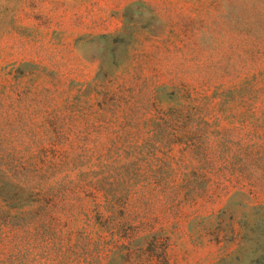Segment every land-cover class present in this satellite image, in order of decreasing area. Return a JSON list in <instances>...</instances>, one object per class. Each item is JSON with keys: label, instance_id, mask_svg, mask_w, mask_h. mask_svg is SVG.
I'll list each match as a JSON object with an SVG mask.
<instances>
[{"label": "rangeland", "instance_id": "obj_1", "mask_svg": "<svg viewBox=\"0 0 264 264\" xmlns=\"http://www.w3.org/2000/svg\"><path fill=\"white\" fill-rule=\"evenodd\" d=\"M153 255L264 264V0H0V264Z\"/></svg>", "mask_w": 264, "mask_h": 264}, {"label": "trees", "instance_id": "obj_2", "mask_svg": "<svg viewBox=\"0 0 264 264\" xmlns=\"http://www.w3.org/2000/svg\"><path fill=\"white\" fill-rule=\"evenodd\" d=\"M22 211H23L22 214H32L33 213L36 215V213H37L36 211H34L32 209H27V210L23 209ZM154 242L156 243V240H154ZM151 264H159V257L157 255H155V256L153 255V259H152Z\"/></svg>", "mask_w": 264, "mask_h": 264}]
</instances>
